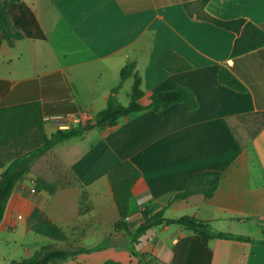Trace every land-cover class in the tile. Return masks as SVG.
<instances>
[{"label": "crops", "instance_id": "crops-1", "mask_svg": "<svg viewBox=\"0 0 264 264\" xmlns=\"http://www.w3.org/2000/svg\"><path fill=\"white\" fill-rule=\"evenodd\" d=\"M21 1L32 9L47 39L2 41L0 108L40 103L48 137L76 128L58 118L87 112L95 121L129 62H136L142 78V105H149L155 92L186 88L195 94L198 108L178 104L158 113L143 111L56 145L18 183L0 230L13 231L18 222L14 231L33 233L26 210L33 205L68 238L73 230L86 234L79 247L89 253L61 264H264V47L233 58L239 36L198 17L245 19L264 31V0H208L206 5L202 0ZM168 51L192 69H163L160 61ZM223 68L246 90L222 85L218 75ZM133 82L128 79L120 89V103L124 94L129 104ZM31 150L8 145L0 148V158L8 166ZM122 162L142 173L133 188L132 233L145 222L143 212H163L168 220L194 217L215 231L254 242L204 243L201 234L177 224L152 227L136 241L117 232L119 210L109 176ZM205 171L221 173L213 198L196 194L171 203L180 185ZM72 177L90 189L96 203L86 216L76 211L78 189L57 196L36 191L39 178L57 185ZM25 250L26 258L37 251Z\"/></svg>", "mask_w": 264, "mask_h": 264}, {"label": "trees", "instance_id": "trees-1", "mask_svg": "<svg viewBox=\"0 0 264 264\" xmlns=\"http://www.w3.org/2000/svg\"><path fill=\"white\" fill-rule=\"evenodd\" d=\"M203 5L208 0H202ZM202 20L213 23L221 29L231 31L237 36L232 57H238L256 51L264 47V31L260 26L245 19L222 21L206 13H199ZM29 39L45 41L47 39L32 9L21 0H0V45L2 41H8L13 45L16 41ZM160 66L170 73H179L192 69V66L176 53L168 51L160 61ZM136 62H129L120 73V85L115 88L108 99L107 106L98 113L95 121L87 122L76 128L57 131L48 137L44 128V114L40 103H29L13 107L0 108V148L8 145H27L30 153L22 155L12 161L8 166L0 158V169H5L0 180V224L3 222L5 213L18 183L28 175L35 162L43 155L63 142L75 137H80L94 128H106L113 126L121 118L131 117L143 111L161 112L173 105L185 104L189 110H196L198 102L190 90L179 88L168 92H155L150 97V104L144 106L141 100L145 93L142 90V78L137 72ZM219 82L233 90L243 92L245 86L234 76L232 72L223 68L220 70ZM133 79L130 93V102L127 106L117 100V94L125 81ZM142 177L141 171L131 162H122L109 176L114 198L118 208L119 221L116 223V231L131 237L133 241L152 227L163 224H177L201 234L204 243L211 239L232 240L238 242H254L245 236H236L230 233L215 231L211 225L199 221L194 217L184 216L176 220H168L163 212L151 215L143 212L145 222L132 233L129 228L131 200L133 188ZM221 173L205 171L187 179L178 188L171 198V203L185 200L196 194H203L207 198H213L219 185ZM36 191L55 193L56 186L43 178L36 181ZM16 207L21 208L16 200ZM28 227L36 235L49 238L55 242L64 243L68 236L62 229L53 223L46 214L36 206L27 205ZM89 253L88 249L81 247H58L50 245L36 251L31 257L21 261H11L8 264H61L70 259H77L83 254ZM134 254V253H133ZM106 264H119L107 262Z\"/></svg>", "mask_w": 264, "mask_h": 264}, {"label": "rangeland", "instance_id": "rangeland-1", "mask_svg": "<svg viewBox=\"0 0 264 264\" xmlns=\"http://www.w3.org/2000/svg\"><path fill=\"white\" fill-rule=\"evenodd\" d=\"M121 103L125 106L128 105L127 96L123 94L121 97ZM68 184H55L56 191L51 196H57L61 191L66 189H78L79 190V199L76 201V211L81 214V216H86L90 214L93 210H95V201H92L91 196L92 193L88 187H86L79 179L76 177H72L69 180ZM74 203L71 202V209H75ZM19 225L18 222H14L13 227ZM20 228V227H19ZM15 229H12L13 231ZM8 231L7 229L0 230V264L8 263L11 261H21L22 259H26V250L25 247H35L40 250L43 247L49 246L52 241L51 239H47L46 237L36 235L34 233L25 234L21 230L18 231ZM69 239L67 242L59 243L54 242L58 247H79L83 244V236L85 233H80L79 231L73 230L71 233H68ZM98 234H92L93 237H96ZM84 245H89V242H84ZM95 252V251H94Z\"/></svg>", "mask_w": 264, "mask_h": 264}, {"label": "built area", "instance_id": "built-area-1", "mask_svg": "<svg viewBox=\"0 0 264 264\" xmlns=\"http://www.w3.org/2000/svg\"><path fill=\"white\" fill-rule=\"evenodd\" d=\"M58 120L61 122L67 121L69 123L75 124V125H83L86 124L87 122H90V116L87 112H82L79 113L75 116H67L63 118H58Z\"/></svg>", "mask_w": 264, "mask_h": 264}]
</instances>
